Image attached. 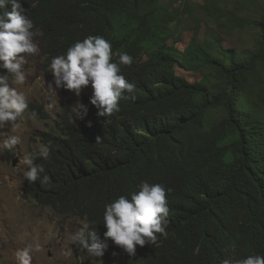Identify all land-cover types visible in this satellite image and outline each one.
Instances as JSON below:
<instances>
[{
    "label": "trees",
    "instance_id": "trees-1",
    "mask_svg": "<svg viewBox=\"0 0 264 264\" xmlns=\"http://www.w3.org/2000/svg\"><path fill=\"white\" fill-rule=\"evenodd\" d=\"M55 1L39 0L36 12ZM59 1L64 17L44 18L45 26L26 11L46 60L103 34L117 51L113 61L121 52L133 57L121 73L135 85L125 96L136 98L121 99L110 117L92 109V129L72 132L76 145L61 126L59 137L47 135L50 154L38 164L41 178L50 180L28 182L30 198L66 216L84 213L100 234L106 203L129 196L141 181L166 177L168 236L157 234L156 244L137 245L134 254L121 252L126 263L211 264L228 258L236 244L247 255H264V0L196 4L205 18L191 26L183 49L180 19L196 9L189 0ZM224 36L236 44L224 47ZM176 66L199 79L176 74ZM91 94L90 86L83 105ZM34 113L44 115L37 107ZM118 253L116 246L106 255Z\"/></svg>",
    "mask_w": 264,
    "mask_h": 264
},
{
    "label": "clouds",
    "instance_id": "clouds-1",
    "mask_svg": "<svg viewBox=\"0 0 264 264\" xmlns=\"http://www.w3.org/2000/svg\"><path fill=\"white\" fill-rule=\"evenodd\" d=\"M38 1L33 0L25 5L23 0H0V69L6 70V74H0V129H5L6 126H11L12 129L11 133H6L0 138V149L11 150L21 143V136L18 134L19 121L28 110L29 103L26 94L13 85L25 83L24 65L27 63V57L39 52L34 37L41 42L44 63L46 60L45 47L38 34L39 29L34 30V23L26 11L37 17L43 26L46 25L44 18L54 22L65 15L59 0L49 9L42 3V13L38 14L35 9ZM112 49L116 54L117 51L105 35H88L68 46L63 54L58 55L59 52L51 56L50 63L46 60L53 77L47 84V90L56 93V89L63 88L77 95L78 104L74 107L62 105L54 121L57 127L61 126L63 131H67V139L74 138L72 145L77 143L73 131L92 129L89 117L92 109L97 117L106 118L120 111L121 99L136 98L134 95L125 96V92H134L135 85L121 73V65L131 66L133 57L127 52H121L118 60L113 61ZM90 86L92 94L86 105H83L80 96L88 94ZM30 106L33 112L35 107L41 109L33 103H30ZM32 115L35 116V113ZM44 116L45 114L41 117ZM47 135L59 137L60 131L58 129L42 132L43 144L39 145L38 151L26 153L22 157L21 163L25 166L23 176L29 183L40 180L42 184H46L50 180L47 174L41 178L45 169L43 165L37 164L42 158L46 160L49 157L50 145L46 144ZM16 163L17 159L14 158L12 165L15 166ZM163 178L165 182L141 181L137 185L138 190L129 196L121 195L106 203L100 234L96 233L95 227L90 225L84 213L71 214L82 218L84 223L70 234V244L77 245L81 251L97 258L104 252L107 256L106 252L111 247L117 246L120 253L125 251L131 255L135 253L137 245L156 244L157 234L167 238L171 209L167 192L171 190L165 186L166 177ZM61 216L66 217L64 214ZM108 238L110 241L106 244L104 241ZM236 246L237 249L230 252L228 258L211 264H264V255H247L244 246ZM34 251H41L39 244L28 243L19 249L15 254L17 264H32ZM70 254L71 249L68 248L65 255Z\"/></svg>",
    "mask_w": 264,
    "mask_h": 264
},
{
    "label": "rangeland",
    "instance_id": "rangeland-1",
    "mask_svg": "<svg viewBox=\"0 0 264 264\" xmlns=\"http://www.w3.org/2000/svg\"><path fill=\"white\" fill-rule=\"evenodd\" d=\"M189 1L195 5L193 7L203 3V0ZM232 1L227 0V4L231 6ZM202 14L201 9L196 7L190 19L185 16L180 19V49L187 44L192 32L191 26L205 18ZM201 26L200 38H203L206 27L203 24ZM234 36L239 37V33L236 32ZM224 37V47L236 44L234 37ZM34 40L38 44L39 52L27 57L24 65L26 81L23 85H13L26 94L29 103L28 110L19 121L18 134L21 136V143L11 150L0 149V264H17L16 252L28 243L39 244L41 247V251L32 253V264H128L121 253L105 256L104 252L101 257L96 258L81 251L77 245L70 244V234L82 227L83 219L69 214L66 217L61 216L57 211L36 203L27 192L28 181L23 176L25 166L21 163L22 157L26 153L38 151L39 145L43 144L42 132L58 130L54 121L62 105L74 107L78 104L77 95L71 90L60 88L56 89V93L47 90V84L53 77L48 65L43 66L41 42L36 37ZM172 71L178 75H186L189 81H196L200 77L198 73H186L178 66ZM30 103L40 107L45 116H33ZM50 104L53 106L49 107ZM11 131V126L0 129V138ZM14 158L17 159L15 166L12 165ZM109 241L110 238L104 242L107 244ZM68 248L71 249V254L65 255Z\"/></svg>",
    "mask_w": 264,
    "mask_h": 264
},
{
    "label": "water",
    "instance_id": "water-1",
    "mask_svg": "<svg viewBox=\"0 0 264 264\" xmlns=\"http://www.w3.org/2000/svg\"><path fill=\"white\" fill-rule=\"evenodd\" d=\"M13 164H15V162H13Z\"/></svg>",
    "mask_w": 264,
    "mask_h": 264
}]
</instances>
